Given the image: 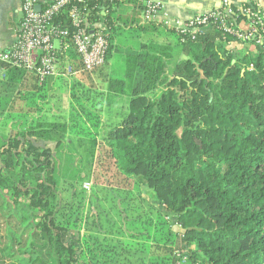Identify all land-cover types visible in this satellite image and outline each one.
Instances as JSON below:
<instances>
[{
    "label": "trees",
    "instance_id": "trees-1",
    "mask_svg": "<svg viewBox=\"0 0 264 264\" xmlns=\"http://www.w3.org/2000/svg\"><path fill=\"white\" fill-rule=\"evenodd\" d=\"M123 3L144 11L137 0L76 4L89 23H104L106 62L123 49L119 36L126 30L139 38L161 28L124 17L118 10ZM243 6L255 8L252 0L232 4L237 17L226 20L241 32L252 24ZM69 8L54 23L72 33ZM180 45L185 58L178 61L170 46H126L125 75L109 78L106 88L128 95V108L105 124L100 139L72 137L75 121L65 116L26 119L15 133L0 136V264H84L87 257L91 264H119L120 256L130 264H264V40L238 38L214 21ZM64 53L61 72L67 61L78 70L75 49ZM4 70L18 83L30 73L8 64ZM30 74L40 86V78ZM90 92L74 82L71 96L79 107L73 111L100 125L101 107L93 101L89 106ZM31 95L24 98L31 102L26 106L44 110V101L32 102ZM38 140L55 147H40ZM74 143L80 147L73 149ZM99 169L127 192L132 186L144 191L175 216L179 229L162 219L156 245L132 248L141 254L134 260L104 247L100 224L91 223L86 212L83 187Z\"/></svg>",
    "mask_w": 264,
    "mask_h": 264
},
{
    "label": "built area",
    "instance_id": "built-area-1",
    "mask_svg": "<svg viewBox=\"0 0 264 264\" xmlns=\"http://www.w3.org/2000/svg\"><path fill=\"white\" fill-rule=\"evenodd\" d=\"M89 1L95 0H52L38 10V3L35 0H25L15 43L9 49H0V76L5 64L34 73L41 81L49 76L74 75L76 71L69 61L65 63L66 71L60 70L62 55L64 56V52L71 46L80 58L82 71L93 72L102 67L109 49L108 32L103 22H101L103 25L89 23L87 13L82 14L76 5ZM137 1L143 4L144 22H154L166 31H174L180 36L181 42H185L189 37L195 39L212 27L214 21L225 32L234 34L238 38L258 37L259 40H264L262 33L264 0H252L255 8L243 6L244 13L252 19L250 29L245 32L236 30L232 23L226 22L229 17H237L230 0H222L218 8L196 14L187 20L171 18L165 13L164 4L160 0ZM69 6V18L76 27L72 33L62 28L60 24L54 23V18ZM90 184L87 182L84 187L89 189ZM180 254L176 252L178 257ZM182 262L187 263L186 256L183 257Z\"/></svg>",
    "mask_w": 264,
    "mask_h": 264
},
{
    "label": "crops",
    "instance_id": "crops-1",
    "mask_svg": "<svg viewBox=\"0 0 264 264\" xmlns=\"http://www.w3.org/2000/svg\"><path fill=\"white\" fill-rule=\"evenodd\" d=\"M24 1L25 0H0V49H9L15 43L18 26H19V23L22 17V6H23ZM35 1L38 3V5L45 7L52 0H35ZM160 1L164 4L165 13H167L171 18L187 20L196 14L203 13L210 9L218 8L221 5L222 0H160ZM230 1L235 5H241L242 3L248 0H230ZM118 10H119V13L126 18L140 17L142 19V22H144L143 11L139 12L138 9L134 7V5L123 3V4H120V6L118 7ZM101 25L103 24L101 23ZM125 32L131 34L133 31L128 29ZM140 43H146V44L156 43L160 45L170 46L173 49V57H174L173 60L174 61H178V60L185 58L184 54L182 53V46L180 45V43H183V42L179 41L177 36L166 31L164 28H159L155 32H143L140 35V37L137 38V40L134 43H130V45L138 46ZM114 53L108 62H106L102 67L94 70L93 72L82 71L81 63H80V68L76 70V73L74 75L49 76L45 78L44 82L42 81L39 82L40 86H37L34 83L35 79L33 76H31L30 73L27 75V77L22 82L18 83L16 82V80L15 81L11 79L9 80L8 77L6 76V71L4 70L2 72V75L0 76V99H2L3 102L7 101L8 106H6V109L4 111L0 110V113H2L0 117H3L6 112L10 111L11 104L15 98H16V101H18V104L20 106L21 104L23 107L28 105L30 101L25 100L24 98L27 95L32 96L31 94H34L33 96V98H35L34 100H37L42 95L43 97L47 96V98L45 97L44 99L46 101L42 100L44 101V103L43 104L41 103V105L47 110H51L53 108L58 109L60 105L59 104L60 103L59 93L63 89V86H62L63 84L60 85L59 80H62V78L68 79V81H66V85H69L70 87V88L68 87L70 92L67 90V88H65V90L68 91V95H67L68 108L70 110H73L72 106H74L75 109H78L73 99L71 100L72 86L75 81H79L81 83V86L85 85L84 84L85 82L83 79H87L89 81H92L90 86L91 87L93 86L94 88L92 89L93 91L97 90V92L98 91L102 92V96L97 97L96 101L94 102V104L99 103V106L101 107L102 121L100 125H96L99 127L98 133L101 134L106 128L105 124L107 123V121L109 122L111 119H119L120 116L123 114L122 113L123 110H121L122 107L116 106L117 103H119L116 101L117 97L121 95L110 93L108 92L106 88L107 81L109 78H114V77L122 78L124 77L125 71H126V65H125V59H124L125 54L121 53L118 56ZM113 58L115 59L113 60ZM94 75H96L98 78L97 77H96L97 79L93 78ZM34 85L37 87L36 89L34 88ZM64 87H67V86H64ZM85 88H86V85H85ZM19 91L22 93H20ZM54 91L56 92L55 97H57V99L55 100V102H52L54 99L50 101V99L48 98L49 95L47 94V92H54ZM18 93H20V95ZM42 101L37 100V102L39 103ZM71 101L73 105L71 104ZM47 105H49V107H47ZM47 110L44 109L43 112ZM75 114H77V112ZM80 115L82 116L81 118H84L83 117L84 115H82V112H80ZM36 144L40 147H49L52 149H54L55 147V143L45 142L42 140L36 141ZM90 182L92 183V181ZM121 196L122 194L118 193L113 198L115 200V203H117V206H121V204L122 205L124 204L125 207L121 208L120 215L124 217L123 219H126L125 216H128L126 214L127 212H129V207L126 203L123 202L122 198H120ZM143 198L145 199L146 206H148L150 210H151V207H154V208L159 207L160 209L165 210L163 207L158 205L156 201H153L151 197H148L146 193L144 194ZM88 208H89V205L86 208L87 213H88ZM94 212L95 211H91V216L95 217V215L97 214L95 213L94 215ZM100 216L101 215L98 213V217H95L97 218L96 219L97 221L100 218ZM127 220L132 221V219H129V217L127 218ZM103 223H105L104 220L102 221L101 224ZM124 225H128V222H125ZM99 229H100V235H101V238H100L101 243L104 247H108V248H115V246L116 247L121 246L123 248L122 243L124 241H129V240L132 241L130 242L132 244H134V242L139 243L140 242L139 237H141L142 235L141 233L143 231L139 227H137V229L135 227H132L130 228V234L129 235L125 234L126 236L124 235L125 237H123L118 234V232L120 233L121 230L118 229L115 222L110 224L108 228L106 227V225H101V227L99 226ZM86 231L87 230L83 228L81 230V234H84ZM76 239H78V237ZM124 245H127V244L125 243ZM115 251H117V248H115ZM121 253L122 255H124L126 253L125 249L121 251ZM86 260H87L86 261L87 264L93 263V261L89 260V257H87Z\"/></svg>",
    "mask_w": 264,
    "mask_h": 264
},
{
    "label": "rangeland",
    "instance_id": "rangeland-1",
    "mask_svg": "<svg viewBox=\"0 0 264 264\" xmlns=\"http://www.w3.org/2000/svg\"><path fill=\"white\" fill-rule=\"evenodd\" d=\"M136 40L137 38L135 37L133 32L131 34L126 33V32L121 34V36H119V41L122 43L123 49L118 48V50H115L114 54L118 56L121 53L125 54V51L127 49L126 46H128V44L130 45V43H134ZM233 46H235L236 48H240V49L243 48V45L236 44V43L233 44ZM114 59L115 58H113V60ZM96 77H97L96 75L93 76V78H96ZM83 80L85 82L84 84L86 85L87 90L94 89L93 86L92 87L90 86L92 81H89L87 79H83ZM66 81H68V79L62 78V80H59L60 82L59 84L60 85L63 84L62 85L63 89L59 93L60 94L59 108L58 109L53 108L54 111L53 109L47 110L46 108H44L47 111L43 112L42 110L41 112L39 111L34 112L33 104H30L29 106H24L21 109V106L18 104V101H16L15 102L16 108L13 111L10 110L9 112H6L3 117H0V136L8 135L12 132L15 133L17 128L20 125H22L23 121L26 119L27 121H31L33 118L36 120L37 117L38 119H40L41 117H46L47 119H50L53 116H62V117L65 116L68 120L70 119L72 121V125H73V120L75 121V129L74 130L72 129V132H71L72 137L76 138V137H79L80 135L82 137L85 136L87 139L91 137H97L100 139L101 134L98 133L99 127L96 126L94 122L90 121L86 115L83 116L84 118H81L82 116L80 115L77 116L75 114L76 113L75 111L70 110L68 108L67 95H68V91L70 87L69 85H66ZM64 86H67V87H64ZM65 88H67L68 91L65 90ZM55 93H56L55 91L47 92V94L49 95L48 98L50 99V101L54 99L52 102H55V100L57 99V97H55ZM87 96L91 98V101H89V106H90V104H92V101L95 102L96 98L98 97L97 90L87 93ZM34 99H32V102L36 101ZM44 99L45 97H43L42 95L37 100L42 101ZM129 100L130 98L128 95H121L117 97L116 101L119 103H117L116 106L122 107L121 108V110H123L122 113L127 111V107H128L127 104ZM6 103L7 101L3 102V100L0 99V110L6 107ZM74 103L76 104L78 108L79 104H77L76 101H74ZM71 104L73 105L72 101H71ZM47 107H49V105H47ZM25 116H27V118H25ZM114 120H117V119H112L111 121H114ZM83 144H84L83 146H85L87 143H83ZM73 145H74V147H72L73 149L74 148L77 149L78 147H80L77 143H74ZM88 145L89 144H87V146ZM110 174L111 173H107L106 171L99 169L94 174V178L91 180L92 183L88 182V183H91L89 186V189H86L83 185V187L87 190V206L89 205L88 213L90 214V222L91 223L94 222L95 224L98 223L100 224V227L101 225H106L107 228L110 226V224L115 222L118 229L121 230L120 231L121 234L119 232L118 234L123 237L126 236L125 234L127 235L130 234V228L132 227H135L136 229L137 227H139L141 230H143L141 233L142 234L141 237H139L140 239L138 238L140 241L139 243L134 242V244H132L130 243L132 241L129 240V241H124L122 243L123 248L121 246L119 247L115 246L117 248V251H120V250L123 251L125 249L127 258L129 259L131 258V260H134V258L136 259L140 257L141 255V254H137V251L139 249H145L148 251L152 245H156V241L159 240V238L162 235L161 233L164 232V229H162L161 226H159L162 219H165L166 221L171 220L173 224H175L176 219H175V216L168 213L166 210L160 209L159 207H156V208L151 207V210H150V208L146 206L145 199L143 198L145 194L144 191L141 192L140 190L132 186L131 192H127L125 189H123V187H120L119 182L118 180H116V178H113V177H112L113 179L111 178ZM111 179L113 182H111ZM118 193L122 194L120 198H122L123 202L126 203L129 207V212H127L126 214L128 216H125L126 219H123L124 217L120 215L121 208L125 207L124 204L123 205L121 204V206H117V203H115V200L113 198ZM91 211H95L94 215L95 213L97 214L95 215V217H98V213L101 215L98 221L96 220L97 218H95L94 216H91ZM128 217L129 219H132V221L127 220ZM103 220L105 223L101 224ZM124 220L125 222H128V225H124L125 224ZM0 227H1L0 233L4 234L3 233L4 226L2 225ZM175 229H179V226L177 224H175ZM125 243L127 245H124ZM176 247L177 246H175V248ZM132 248H135L137 251L134 252L135 249H132ZM175 250L179 251V249L177 248ZM112 258H114V256H112ZM115 258L117 257L115 256ZM122 258L124 257L122 256L118 257L119 264L120 263L130 264L131 261H126L125 259L122 260ZM86 261L87 260L85 259L84 264H87ZM183 263H186V262H183Z\"/></svg>",
    "mask_w": 264,
    "mask_h": 264
},
{
    "label": "water",
    "instance_id": "water-1",
    "mask_svg": "<svg viewBox=\"0 0 264 264\" xmlns=\"http://www.w3.org/2000/svg\"><path fill=\"white\" fill-rule=\"evenodd\" d=\"M41 8H42L41 5H38V6H37V9H38V10H41Z\"/></svg>",
    "mask_w": 264,
    "mask_h": 264
}]
</instances>
